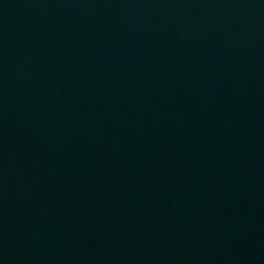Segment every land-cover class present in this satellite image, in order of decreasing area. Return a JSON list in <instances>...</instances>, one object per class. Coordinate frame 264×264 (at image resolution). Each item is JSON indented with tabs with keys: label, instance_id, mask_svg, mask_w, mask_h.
I'll list each match as a JSON object with an SVG mask.
<instances>
[{
	"label": "water",
	"instance_id": "obj_1",
	"mask_svg": "<svg viewBox=\"0 0 264 264\" xmlns=\"http://www.w3.org/2000/svg\"><path fill=\"white\" fill-rule=\"evenodd\" d=\"M0 264H264V0H0Z\"/></svg>",
	"mask_w": 264,
	"mask_h": 264
}]
</instances>
